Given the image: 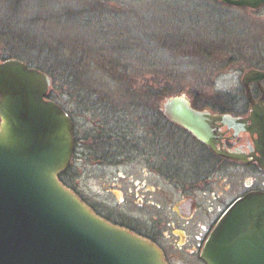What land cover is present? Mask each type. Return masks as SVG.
I'll use <instances>...</instances> for the list:
<instances>
[{
    "label": "water",
    "instance_id": "obj_1",
    "mask_svg": "<svg viewBox=\"0 0 264 264\" xmlns=\"http://www.w3.org/2000/svg\"><path fill=\"white\" fill-rule=\"evenodd\" d=\"M256 10L264 0H219ZM264 80V69L241 77ZM50 77L20 59L0 61V264H168L161 249L131 230L97 215L60 179L75 138L73 121L47 98ZM164 117L217 148L216 122L238 125L227 115L191 107L185 94L163 101ZM251 116L264 118L253 105ZM264 129V125L261 126ZM264 169V162H258ZM204 264H264V193L249 192L232 202L211 229L200 251Z\"/></svg>",
    "mask_w": 264,
    "mask_h": 264
},
{
    "label": "trees",
    "instance_id": "obj_2",
    "mask_svg": "<svg viewBox=\"0 0 264 264\" xmlns=\"http://www.w3.org/2000/svg\"><path fill=\"white\" fill-rule=\"evenodd\" d=\"M9 4L11 8L4 9L7 14L3 15L36 14V18L24 20L29 25H39L45 17V22L51 25L50 45L44 44L43 38H39L40 46L29 42L28 35L21 39L28 41L26 48L30 47L29 50L47 51L57 59L54 65H43L32 59V63L38 64L36 68L51 79L48 98L56 99L70 117L76 112H90L104 121L101 136L94 130L84 134L82 140L75 137L77 146L86 141L88 145V139L92 141L87 146L89 159L97 158L104 163L117 162L130 148L129 141L121 133L126 126H135L134 116L145 107L134 100L147 96L160 103L165 97L180 93L172 83L178 75L175 64L158 66L156 59L168 62L175 51H179L176 57L180 55L188 60V51H183V45L188 42L196 51L193 61H200L201 52L206 54V50L212 48L221 50L218 42L229 32L228 14L220 8L214 12L215 6L199 0H9ZM182 10H185L183 16ZM199 39L203 41L199 43ZM67 42L72 47H69L70 54L65 56L62 53ZM85 61L94 67L95 82L99 85L95 86L96 90L82 82L89 78L85 76ZM116 87L127 95L126 99L133 100L132 103L114 105L113 97H106L105 91ZM117 89L116 92H120ZM62 98L67 99V104L69 100L72 110H67ZM90 120L92 123L93 118ZM168 144L166 140L164 147ZM65 175L66 171L60 173L59 179L69 186Z\"/></svg>",
    "mask_w": 264,
    "mask_h": 264
},
{
    "label": "rangeland",
    "instance_id": "obj_3",
    "mask_svg": "<svg viewBox=\"0 0 264 264\" xmlns=\"http://www.w3.org/2000/svg\"><path fill=\"white\" fill-rule=\"evenodd\" d=\"M199 1L205 5L215 6L212 8L214 12L220 8L230 18L227 23L229 27L228 35L218 42L220 46L222 45L221 50L212 48L208 51L205 48L206 46L203 45V48L207 49L206 54L200 51V61L195 60V62L193 61V55H195L193 52L196 51L190 48L192 46H189L188 42H185L183 51H188V60L181 58L180 55L176 57L179 51H175V55L168 62L157 58L156 64L158 66L167 65L168 63L175 64L178 75L176 81L172 82L173 86L180 90L179 94L190 96V100H198L196 103L202 104L199 100L223 96L225 92L238 93L243 72L254 67H264V5L257 10H250L226 6L219 0ZM9 5V0H0V12H2L0 13V57L8 59L9 57H17L25 63L34 64L32 67L35 68L38 64L32 63L33 58L34 61L38 60L43 65H54L57 59L53 57L52 53L36 49L29 50L30 47L26 48L28 47V41H32L35 46H40L39 38L44 39V44L50 45L53 30L51 25L45 22V17H42L39 25L37 23L29 25L28 21H25L36 18V14L21 15L19 17L3 15L4 9L11 8ZM184 13L185 10H182V16ZM4 14H7V11ZM54 33L57 34L55 31ZM24 35H28L30 39L28 41L25 38L21 39ZM190 40L192 39L190 38ZM202 41L199 39V43ZM64 46H66V50L62 54L67 56L68 53L70 54L72 46L70 42H67V45ZM210 55H214V57H210ZM92 61L95 64V57L92 58ZM90 65L89 61L84 62L83 66L87 69L85 76L89 78H85L82 82L92 85L96 90L95 86L98 83L95 82L94 67ZM97 89L99 90V88ZM116 89L104 90L106 97H113L111 100L115 102L114 105L120 107L132 103L133 100L126 99L127 95L121 92L119 88L117 90L120 92H116ZM63 100L66 103L67 110H72L69 100L68 104L66 98ZM54 101L57 102L56 99ZM134 101L144 104V109L155 108L153 98L141 96ZM147 105L148 107H146ZM142 110L139 109L136 113L137 116L133 118L135 119V126L128 130L133 138L140 139L143 136L144 120L139 116ZM89 113H73L74 117H71V120L73 121L74 138L78 136L82 140L84 134L95 130L96 123L94 121L98 120V117H94ZM89 118H93L92 123ZM127 120L131 121L130 118H127ZM84 140H86L85 137ZM90 143L92 144V141L88 139V145ZM88 145L86 141L77 146L75 141V149L64 177L66 183L73 188L72 190L89 207L96 209L112 220L133 221V226L138 230H144V227L146 230L147 228L155 229L158 243L161 244L167 254L168 264H202L194 258V255L187 254V251L190 250V247L187 246L188 243L181 245L179 248L176 246V239L172 238L169 242L161 238L163 231H169L167 224H170V218L174 219L175 217L169 211L171 204L178 198L174 185H169L160 176H155L153 171L149 170L150 168H147L146 163H144V159H142L144 156H141L135 149L129 157L125 156L119 163H101V161H97V158L89 159ZM136 149H140L139 144ZM167 151H164L163 161L166 160ZM144 168L149 171L147 169L146 171L142 170ZM186 186H188V183L185 184ZM189 194L191 195V193ZM196 199L200 203V199ZM196 219L202 221L201 213L198 211L195 218L193 217L191 223L189 222L187 226V242L190 241V237L194 233L193 226L198 221L194 224H192V221L194 222Z\"/></svg>",
    "mask_w": 264,
    "mask_h": 264
},
{
    "label": "flooded vegetation",
    "instance_id": "obj_4",
    "mask_svg": "<svg viewBox=\"0 0 264 264\" xmlns=\"http://www.w3.org/2000/svg\"><path fill=\"white\" fill-rule=\"evenodd\" d=\"M6 59L8 58L0 57V61ZM259 69H264V67ZM238 88V93L225 92L223 96L199 100L202 104L196 103L198 100H190V96H187L191 107L196 110L227 115L238 121L237 126L226 122H216L219 134L216 141L217 148L233 154L235 158L218 155L209 146L198 141L194 135L192 136L182 127L166 120L162 115V104L165 98L160 103L155 101L153 105L156 109L146 108L141 111L139 116L144 121L143 136L140 139L133 138V135L128 132L131 127L126 126L127 129L121 133L129 141L130 150L125 155L118 157L115 163L121 162L125 156L129 157L135 149L141 156H144L142 158L144 163L155 176H160L167 184L174 185L178 198L171 204L169 211L175 217L174 219L170 218V224H167L169 231H163L161 238L169 242L172 238L176 239V246L179 248L188 243L187 246L190 247V250L187 251V254L194 255V258L199 262L202 261L200 251L203 244L206 243L211 229L227 207L249 192L264 193V169L258 164L260 161L264 162V129L261 127L264 125V118L251 116L253 105L264 108V80L260 84L255 81L249 83L250 93L243 86L242 79ZM159 97L160 95L156 98L159 99ZM114 121L118 120L114 119ZM165 121L167 125L163 126ZM95 123V132L97 136H101L100 133L104 130V121L98 117ZM166 140L169 144L165 148ZM138 144L140 145L139 150L136 149ZM164 148L168 150L165 161L162 158ZM146 169L142 170L146 171ZM186 183L188 186L185 187ZM196 198L200 199V203ZM93 210L112 224L124 226V228L157 244L168 263L167 254L158 243L155 229L147 228L146 230L144 227V230H138L133 226V221L112 220L96 209ZM197 211L201 213L202 221L197 219L192 221V224L197 221L199 223L197 222L193 226L194 233L190 237V241L187 242L186 229L193 217L195 218Z\"/></svg>",
    "mask_w": 264,
    "mask_h": 264
}]
</instances>
